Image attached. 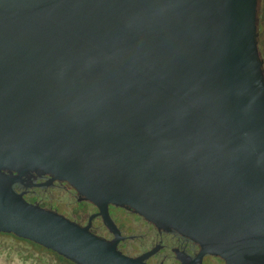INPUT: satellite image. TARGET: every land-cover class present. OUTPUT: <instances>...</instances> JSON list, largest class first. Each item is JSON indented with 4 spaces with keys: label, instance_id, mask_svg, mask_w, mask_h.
<instances>
[{
    "label": "water",
    "instance_id": "water-1",
    "mask_svg": "<svg viewBox=\"0 0 264 264\" xmlns=\"http://www.w3.org/2000/svg\"><path fill=\"white\" fill-rule=\"evenodd\" d=\"M260 0H0V232L76 264L119 249L110 206L264 264ZM67 181L114 238L15 188Z\"/></svg>",
    "mask_w": 264,
    "mask_h": 264
},
{
    "label": "flooded vegetation",
    "instance_id": "flooded-vegetation-1",
    "mask_svg": "<svg viewBox=\"0 0 264 264\" xmlns=\"http://www.w3.org/2000/svg\"><path fill=\"white\" fill-rule=\"evenodd\" d=\"M259 31V45L261 52L264 53V0H260L259 6ZM49 180V175L38 176L33 179L30 186L17 183L15 188L25 192L28 201L57 210L83 225L91 221V230L94 233L109 239L114 238V233L98 214L99 208L95 204L88 200H80L77 191L67 181L54 180L46 185L38 184ZM110 215L121 231L122 239L118 247L128 255L141 256L151 252L145 259L149 263L179 264L181 262L179 255L185 254L195 258L200 251L199 244L190 238L176 231H160L154 224L132 210L111 205ZM52 253L61 261L76 264L55 251ZM203 264H224V261L219 257L205 255Z\"/></svg>",
    "mask_w": 264,
    "mask_h": 264
},
{
    "label": "rangeland",
    "instance_id": "rangeland-1",
    "mask_svg": "<svg viewBox=\"0 0 264 264\" xmlns=\"http://www.w3.org/2000/svg\"><path fill=\"white\" fill-rule=\"evenodd\" d=\"M264 57V53H262ZM0 264H70L27 241L0 233Z\"/></svg>",
    "mask_w": 264,
    "mask_h": 264
},
{
    "label": "trees",
    "instance_id": "trees-1",
    "mask_svg": "<svg viewBox=\"0 0 264 264\" xmlns=\"http://www.w3.org/2000/svg\"><path fill=\"white\" fill-rule=\"evenodd\" d=\"M4 234H6V235H11V236L15 237L17 240L27 241V242H30V243H32V244H36V245L42 247L43 249H45V250H47V251H49V252H51V253L53 252V251H51L50 249H46L45 247H43V246L40 245V244H37V243H35V242L31 241V240H28V239H24V238L18 237V236H16V235L13 234V233H4Z\"/></svg>",
    "mask_w": 264,
    "mask_h": 264
}]
</instances>
